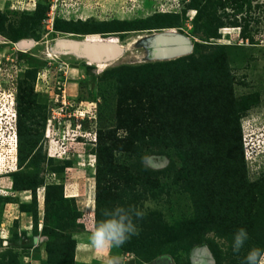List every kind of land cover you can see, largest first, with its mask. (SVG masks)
<instances>
[{
	"label": "rangeland",
	"instance_id": "374dc122",
	"mask_svg": "<svg viewBox=\"0 0 264 264\" xmlns=\"http://www.w3.org/2000/svg\"><path fill=\"white\" fill-rule=\"evenodd\" d=\"M167 30L191 51L152 58L145 34ZM61 38L125 48L92 64L60 53ZM116 207L144 212L112 248L130 264H246L264 250V0H0V264H33L41 233L48 257L50 245L69 260Z\"/></svg>",
	"mask_w": 264,
	"mask_h": 264
},
{
	"label": "clouds",
	"instance_id": "9594fccd",
	"mask_svg": "<svg viewBox=\"0 0 264 264\" xmlns=\"http://www.w3.org/2000/svg\"><path fill=\"white\" fill-rule=\"evenodd\" d=\"M104 216L106 218L96 224L90 236L92 246L100 251L119 248L132 236L138 235L136 221L143 219L144 212L134 207H116L105 211ZM247 239L246 229L239 228L234 235L233 251L239 252ZM105 264H121V261L118 256H112ZM246 264H264V250L251 249L246 256Z\"/></svg>",
	"mask_w": 264,
	"mask_h": 264
},
{
	"label": "trees",
	"instance_id": "16d2710c",
	"mask_svg": "<svg viewBox=\"0 0 264 264\" xmlns=\"http://www.w3.org/2000/svg\"><path fill=\"white\" fill-rule=\"evenodd\" d=\"M204 0H200V2H203ZM195 5L197 6V4L195 3ZM211 17H209L208 19H210ZM148 28H150V27H148ZM186 58L184 57H181V58H178V59H176V61H182V60H185ZM171 63H174V62H171ZM136 96V94H131V95H129V98H131V99H134V97ZM221 99L219 100V103L221 104V106H220V108L223 110L222 112L224 113V112H227L228 111V109L229 108H231V109H233L234 108V105H233V102H232V100L230 99L231 98V96H230V91L229 90H226V91H224L223 90V92H222V96L220 97ZM151 107V106H150ZM153 107H151L150 109H151V114H155V115H157V112L160 110V107H157V105L152 109ZM163 108V107H162ZM164 110H167L168 108H163ZM227 109V110H226ZM20 116V111L18 110V112H17V121H16V124L18 125L19 124V117ZM153 116V115H152ZM228 116H230V118H234L233 117V115H228ZM151 117H149V119H150ZM226 121L227 120H225L224 121V123H226ZM18 126H20V125H18ZM186 131L189 133V134H187L186 132H184L185 134V136L190 140L191 139V137L193 138V135H191L192 133H194V127L192 128V130H191V124H187V126H186ZM177 136H175V137H173V139L171 138L170 139V141L171 142H173V140L176 138ZM241 138V134L239 133L238 135L237 134H235V135H232V137H231V141L232 142H235L237 139H240ZM198 142V139L196 140V143ZM133 143H134V141H133ZM136 144V143H135ZM102 145V144H101ZM177 148H180V145L178 144V147ZM112 151H113V148H112ZM112 155H113V153H112ZM22 156V155H21ZM112 160V159H111ZM20 163H22V160H21V162ZM99 163L100 164H102L103 163V161H102V156L99 154ZM102 166V165H101ZM99 173H100V170H99ZM100 176H101V173H100ZM33 177H36L35 176V174L34 175H30L29 173H27V174H25V175H23V178H21V182H23L24 183V185H23V189H31V183H29L30 181H31V179L33 178ZM38 177V176H37ZM98 177V176H97ZM242 178L244 179L245 178V176H242ZM26 184V185H25ZM29 186V187H28ZM101 186H102V182L101 181H99L98 180V190H100V188H101ZM20 187V186H19ZM35 189H36V187H34ZM262 194H260V195H258L257 197L255 196L254 198H255V200L257 201V202H259L260 201V199L262 198ZM46 200H47V198H46ZM260 203V202H259ZM231 209V208H230ZM58 219V223H57V225L54 227V236H55V238L57 239L56 241L57 242H59V239H62V241L63 240H65L66 238H67V231L66 232H64L63 231V229L65 228L64 227V225L60 222V220H61V218L60 217H58L57 218ZM223 224H225V222L223 221ZM61 226V228H59ZM226 226V225H225ZM45 227V226H44ZM44 229V228H43ZM46 231H47V229H46ZM45 231V232H46ZM59 237V238H58ZM61 241V242H62ZM51 244H53L52 242H51ZM64 244V243H63ZM57 245V244H56ZM48 248V251H49V257H48V259H49V262H51V263H53V264H74V253H73V255L71 256V258L69 259V260H67V253L65 252V253H63V250H61V248L60 249H58L57 247H53L52 249H50V245H49V247H47Z\"/></svg>",
	"mask_w": 264,
	"mask_h": 264
},
{
	"label": "water",
	"instance_id": "95a60500",
	"mask_svg": "<svg viewBox=\"0 0 264 264\" xmlns=\"http://www.w3.org/2000/svg\"><path fill=\"white\" fill-rule=\"evenodd\" d=\"M31 41H22V45H27ZM63 45L65 49H72V50H82L86 47H89L87 50L92 54L96 59H105L109 55H118L119 49L115 47L114 45H109V43H100V44H89L85 45L84 47L81 46L79 43H60L59 41H56L55 47L61 48ZM191 41L189 38H186V36H179V35H162L160 39H158L155 43V46H153V54L155 57H169L170 55L184 53L187 54L191 51ZM58 49V48H57ZM176 49V50H174ZM174 50V51H172ZM120 53V52H119ZM109 58V57H108ZM107 58V59H108Z\"/></svg>",
	"mask_w": 264,
	"mask_h": 264
},
{
	"label": "crops",
	"instance_id": "0c3cea01",
	"mask_svg": "<svg viewBox=\"0 0 264 264\" xmlns=\"http://www.w3.org/2000/svg\"><path fill=\"white\" fill-rule=\"evenodd\" d=\"M41 221L42 220L40 219L39 227L40 225L41 227L39 228V230H42V228H44V225H42ZM91 233L92 232L86 233L88 234L87 239H80L76 241L74 247V264H105V261L112 256H118L120 258L121 264H130L127 261L128 259H123L124 255L114 254L112 249L102 251L95 249L91 244ZM33 241L34 250L33 255L30 256L33 264H53L49 262L48 255L46 254V247L44 246L45 236H43V233H41L40 235H35ZM145 264L149 263L147 262Z\"/></svg>",
	"mask_w": 264,
	"mask_h": 264
},
{
	"label": "bare ground",
	"instance_id": "6f19581e",
	"mask_svg": "<svg viewBox=\"0 0 264 264\" xmlns=\"http://www.w3.org/2000/svg\"><path fill=\"white\" fill-rule=\"evenodd\" d=\"M174 30H167V31H165L166 33H162L161 35L160 34H158V33H153V34H145L146 35V37L147 38H149L150 39V41H151V46H149L150 47V50H149V54H150V56L152 57V58H155V56H154V54H153V45H154V42L156 43V41L158 40V39H160L161 37H162V35H169V34H172V35H179V36H184L185 37V35H183V34H181L180 32H178V31H176V32H173ZM164 32V31H163ZM178 32V33H177ZM142 35V34H141ZM72 37V36H71ZM100 37V36H99ZM186 38H188V37H186ZM91 40V39H90ZM104 41L103 42H105V43H109V45L111 44V45H114L115 47H117L118 49H119V52H118V55H115V56H113L112 54L111 55H109L107 58H105V59H96L92 54H90V52H88V48L89 47H86L85 48V50H84V48L82 49V50H70V49H65V47L63 46V45H61L62 47L61 48H59L58 47V51L60 52V53H62V54H69V53H74V54H76V55H78L79 57H81V58H84L85 60H87V62H89V63H92V64H95V63H98V64H101V62H103V63H105V62H111V61H114V60H116L115 58H117L118 56H120L121 55V51H122V53H123V50H124V46L122 47V45H121V43H118V42H109L108 40H106V39H103ZM139 40V39H138ZM138 40H135V42L136 41H138ZM57 41H59L61 44L62 43H79L81 46H85V45H89V44H100V43H103L102 41L101 42H92V43H90L88 40H87V38H85V39H81L80 41H78V40H76V39H66V38H61V39H59V40H57ZM95 41V40H94ZM111 41V40H110ZM33 43V42H32ZM21 44V43H20ZM150 44V43H149ZM29 45V44H28ZM155 46V45H154ZM174 50H176V49H174ZM174 50H172V51H174ZM177 51V50H176ZM182 53H178V54H176V55H174V54H172L173 56H171L170 55V57H168V58H174V57H176V56H180ZM51 55V54H50ZM160 58H163V57H160ZM105 65V64H104Z\"/></svg>",
	"mask_w": 264,
	"mask_h": 264
}]
</instances>
